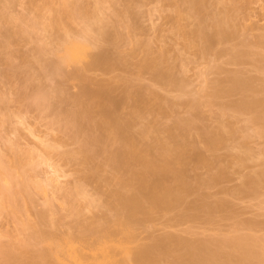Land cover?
<instances>
[{"label":"rangeland","instance_id":"rangeland-1","mask_svg":"<svg viewBox=\"0 0 264 264\" xmlns=\"http://www.w3.org/2000/svg\"><path fill=\"white\" fill-rule=\"evenodd\" d=\"M61 1L62 0H0V95H6L4 98L10 99L9 101L8 99L4 100V98L0 96V159L2 157V160H4L1 164L4 168L7 167V171L12 169L9 173L12 175L13 172L12 180H14V185H19L20 187L25 186L22 188L24 191L22 198L25 199L20 197V200L27 204V208L24 207L26 210L22 207L25 203H20L22 204L21 206L20 204L18 205L24 212L26 211V213L22 210L20 213L21 217H19V213V216L15 217L17 219L12 217V215L10 216L9 213L5 214L4 210L3 214L5 215L0 216V231L8 232L12 234V237L13 234H16L17 236L19 235L20 238L28 239L30 237L28 234L30 231L28 232V230H25L28 233L25 234L22 232V236V233L20 235L21 231L19 232V227L22 225L23 229L24 225H20V221L29 217L25 222H29L31 219V225L29 224L30 222H27V224L30 226H32V224L36 226L35 224H37L41 227L42 223L44 226L42 227L45 228L47 234L51 232L50 234L52 236L57 233V236L53 235V237L56 236L57 238L58 235L61 236L62 234L67 235L71 231L74 233L72 234L71 232L72 236L79 237L78 234L86 230L82 228L83 231L80 232L79 230H81V227L85 225L96 227L97 224L94 225V223H99L98 220L100 217H110L112 213H114L110 210L109 203L112 200L111 193L115 191L116 185L111 182L113 173L108 167L109 165L107 166L108 163L106 162V166L104 164L106 159L103 157L100 158V155H96L92 161L85 162V158L83 159V154L80 150L82 148V142L80 143V141H82L80 132L78 134L74 127V131H72L70 127L71 124H69L71 123V119L76 118L75 112H73L75 107L73 106V102H71L73 99H70L81 93L79 92L81 89L80 85H83L81 84L83 81H80L79 73L81 69L84 72L85 70L83 68L86 67V73H84L88 76L87 79L91 78L93 82H95V85L97 84L96 87L100 85L103 89L105 88L111 91V95L114 99H117V101L121 100L130 87L132 90L139 91L142 97L140 103L124 104L117 109V112H120L118 114L124 117H127L131 112H138V128L136 127L135 133H138L139 127H146L151 131H160V133L158 132L160 137L164 139L168 138L169 130L173 128L176 121L182 120L185 122L193 116L191 105L196 101L197 103L198 101L202 103L199 109L200 114L196 115L195 113L194 116L200 118V120L195 118L198 121L197 125L199 128L208 126L206 128L208 129L211 126L210 128L215 129L223 125L225 121L231 125V131L232 129L237 131V133L234 134L235 136L230 133L229 135L233 137L231 136L232 138H230L229 136L230 139L227 138L229 140L226 142V145L214 152L210 151L205 143L197 137L198 134L195 135L196 132L194 133V131L198 126L192 125L193 127L197 126L195 129L188 126L187 133L189 137H196V141L198 142L195 153L198 151L197 153L208 158L211 163L216 162V164H211V167H202L197 165L196 162L190 163L187 175L188 182L193 185L196 180V183L199 182V178L203 180L201 181L199 179L202 183L200 185L201 188L193 185L198 188L194 189L197 191H192L186 196V202H184L185 204H183L180 209L181 211H185L184 209H188L190 205L203 202L210 204V206L213 205L211 208H215L218 202L221 203V206L213 209L210 213H200L197 218L184 220L177 216V211L169 215L155 214L145 223L137 225L136 231L139 239L137 243H139V241L142 243L146 242L144 244L148 242L151 243L156 237L158 238L169 233L175 236L177 235V237L186 238L188 241L191 240L192 243L196 242V240H203V238L220 241V239H224L225 237L241 234L255 237L254 240L252 239V242L254 243V241H256L255 246L257 250L264 254V188H260L257 194L247 193L242 192V185L244 184L241 185V183L246 182L247 176L252 177L251 174H255V172L259 174L262 168H264V136L257 134L256 131L258 127L255 122L251 121L253 118L252 114L249 112L248 114L246 112V114H237V112L234 113V108L233 112L231 110L232 107H227V105L229 106V104H234L236 101L243 99H239L241 97L240 94L243 93L237 94L231 92L232 94L230 95L223 94V96L219 95L218 97L211 96L212 94L214 95L215 87L217 92L220 91L219 85L214 87L218 82L222 84V82L228 81L227 83L225 82L226 85L231 83L229 80L232 74H236V76H241L242 74L245 77H241L250 78L251 82L254 81L252 83L256 85L252 84L253 86L257 87L258 85L257 88L264 89V0H204L206 4L204 20H207V23L212 21L211 17L223 18L226 16L230 19L231 22L229 24L234 29L232 37L230 36V38L226 40H217L206 50L202 49V44L194 41L191 36L192 31L198 27L200 19L194 16L188 9V6L180 0H82V2H80L81 5H79L81 8L78 9L77 6L76 9L81 10L87 7L86 10L85 8L84 10L87 11L89 9L87 14H93L94 17L91 16L92 22L88 19L91 23L96 21L94 15H98V11L96 14L94 7L96 9V7H98V1H100V17L106 25L105 29L109 36L116 40L115 43L98 41L95 34H93L92 42L95 51H93L92 57L97 54H108V56L114 59L120 57L125 58L126 63L115 64L112 65L111 68H101L90 64L93 59L90 61V59L87 58L85 63L84 61L79 63L83 68L80 65L78 66V63L69 64L67 66L63 65V73L65 72L64 75L69 74V78H65L64 76V78H62L61 75L58 76L60 72L56 75V73H53L47 66L50 62H59L61 58H58V52V54L54 56L55 50H51L56 48V41L60 35H62L59 38L61 41L64 36L63 32L61 34V30L56 28L53 30V36L48 34L50 37H48L45 32V27L49 19L58 14L60 10L63 11V13L65 12L66 8L64 10V6H62L64 2L62 4ZM73 2L78 3L76 0ZM47 4H51V7ZM47 6L52 10L50 9L51 11H49ZM185 9H187V11ZM179 11H181L182 15H180ZM84 12L83 14H85ZM60 13L63 16L62 12ZM26 20H29V22ZM81 21L82 20H79L77 21L78 23H73V27L76 26L75 28L70 24L71 30L68 25L69 22L64 19V24L66 27H69V32H73L71 35L68 34L72 39L81 38L80 33L84 27V23ZM20 24L24 25L21 26ZM209 25H211V23ZM22 27L23 29H21ZM212 30L215 29L212 27ZM22 32L25 34H22ZM44 39L45 41L41 42V40ZM59 40L57 43H60ZM54 41L55 44L52 43ZM39 44H41V48L38 47ZM235 51H238L235 53V55L239 57L237 61L233 60L235 56L233 52ZM35 54H39L42 57L38 55V58ZM34 55L38 60L33 58ZM92 57L90 56V58ZM37 61L40 63L38 64ZM149 61L156 62L161 69L163 68V71H169L179 78L181 81L180 87L173 86L166 80H156L154 70L146 67V62ZM40 64L41 66L37 67V65ZM41 67L43 68L41 69ZM24 70L26 71L24 72ZM74 74H77L75 78L73 76ZM81 75L83 76L84 74L81 73ZM77 76H79V81L76 78ZM57 77L62 79L60 80ZM73 78L76 80H73ZM93 82H91L92 85L90 84L91 87L94 85ZM215 82L216 84H214ZM96 87L93 88L97 89ZM225 87L228 89V86ZM52 89L53 91H51ZM56 92H58V94H55ZM59 92L63 95L61 94V96ZM252 93V91H248L244 93L245 95L242 97H244V99L254 100L255 98L252 96ZM44 95H51L54 97L44 98ZM55 95L59 96L55 97ZM263 95L264 93H258L255 97L257 96L256 99L258 97L264 98ZM210 97H213L211 102H209ZM221 111H223V113L224 111L226 112L224 115L220 116ZM220 120H223V123L220 122L222 124L217 125ZM74 121H76V119ZM249 121L251 122L249 123ZM85 123L84 121L80 125L83 131L87 129L88 126L86 125L87 123ZM73 125H75V123ZM192 129L193 131H191ZM97 149L96 146L91 147V151ZM251 151V156L254 157L253 155H255V157L252 160H247V158L244 159L245 155ZM236 156H239L238 158L240 159V156H242V159L246 162L242 160L244 163L241 164L239 162L240 159L236 160ZM249 156L250 155L247 156L248 159L251 158ZM212 157L218 159L214 162ZM216 165L217 168H215ZM220 166L226 169L225 176H219L220 174H217ZM213 173L216 174V176L214 174V178H216L217 181L209 176L212 175L213 177ZM244 176L247 178H244ZM44 178L45 180L49 179L51 181L56 178H58V180L56 179L55 183H53V181L49 183V180L44 181ZM31 181L32 184H28V182ZM39 181L40 184L41 181L44 182L42 186H40V184L38 185ZM1 184L0 185L3 186V183ZM45 184L50 187H47ZM26 185L30 186L27 188ZM33 185L36 186V188H34ZM82 185L84 186L82 187V192L85 190L84 192H86V195L83 197V192V198H79L85 200L87 197H90L87 198V201L88 199L96 198V201L94 199H91V201H95L97 207L94 206L95 202L94 205H89V201V204L83 201V203L87 204H82L81 202L80 204H82V206L79 204L80 206L77 205L76 207L79 201L77 203L76 201L78 198L75 200V197H78V193L79 196H81L80 192ZM17 187L15 186L13 188L15 189ZM40 187H43L42 191ZM240 187L242 188L241 190H239ZM19 189L21 190V188ZM40 191L46 193L44 194ZM20 192L19 194L22 195V192ZM26 192L27 194H25ZM28 193L31 198L28 197ZM69 195H71L74 200ZM25 196H27L28 199L30 198L29 200H31V202ZM16 198L19 197L17 196ZM15 201L16 199H14V203ZM222 202L224 203L223 206ZM98 203H101L99 207ZM89 206H92V208H89ZM80 207L82 208L80 209ZM84 207H86V209ZM8 208L9 207H7L6 210ZM74 208L77 210L75 211ZM51 211L52 213L54 212V214L48 213ZM81 211L84 215H82ZM74 212L81 214V217L78 215V218L77 214ZM38 213H42V217H39L40 215L37 216ZM44 215L47 216V219L50 217V223L55 221L56 223H54L58 225L55 226L56 229L53 228L55 229L54 233L52 232V228L51 231L48 232V230H50H47V227H50L49 221L47 219H41ZM55 215H57V220ZM52 216L54 219L51 218ZM113 216L112 218L115 220V216ZM37 218L41 219V222H39L40 220L38 221ZM101 219L98 225L101 224ZM43 220L44 222H42ZM105 220L108 219L105 218ZM105 220H102V224ZM87 221L91 222L88 223ZM109 221L110 219L108 222ZM38 222L40 224H38ZM45 222L48 223V226ZM83 222H85L84 225ZM60 223L62 225H60ZM65 223L67 225L74 224L75 229L72 228L73 225L72 227L70 225L67 227ZM90 223H93V226ZM79 225L80 227H77ZM87 226L84 228H87ZM101 226L102 225L96 227L97 230L98 228L100 229ZM69 227H71L72 230H70ZM24 228H26V226ZM26 229H28V226ZM57 229L60 232H58ZM45 230L42 229V231ZM77 231H79L78 234H76L78 236L75 235ZM1 234L2 233H0V235ZM71 234L68 235L71 236ZM5 235L7 237L8 234L6 233ZM8 236L11 237L10 235ZM27 239H25V241H27ZM1 240L4 241L2 242ZM5 240L8 239H0L1 244L3 243L4 245ZM9 240L12 241V239ZM15 242L17 243V240ZM12 243L14 242L12 241ZM43 245V248L49 249L48 246L50 245ZM40 246L38 249L41 248ZM13 264L16 263L13 262ZM233 264H235V262Z\"/></svg>","mask_w":264,"mask_h":264},{"label":"bare ground","instance_id":"bare-ground-1","mask_svg":"<svg viewBox=\"0 0 264 264\" xmlns=\"http://www.w3.org/2000/svg\"><path fill=\"white\" fill-rule=\"evenodd\" d=\"M69 1H71V0H69ZM69 1L68 0H64V1L62 0L61 1L62 4L64 2V5H62V6H64L63 7L64 10L66 8L64 13H63V11L60 10V12H62L64 17L59 12L60 15L58 13V14L52 16L49 19V21L47 22L46 27H45L46 28L45 32H46L47 36H48V34L53 36L54 35L53 30H55L56 28L61 30V34L63 32V35H64L63 38L61 39V41L59 40V38L62 35H60L57 38L60 41V43H57L58 42V40H57L56 41V44H57L56 48L54 49L52 46L53 50H51V51L55 50L54 52L56 54L54 52H52V53H54V56L59 53V57L58 56H56V57H58V58L61 57V58L59 59V62H57V63H51L50 62L49 64H47L48 68L51 69L53 73H56V75H57V73L60 72V74H58V76L61 75L62 78H64V77L69 78L70 77V76H68L69 74L64 75L65 72L63 73V71H64L63 65L67 66L69 64L72 65V64L78 63V66H79L80 65L79 63H81L83 61L85 63V61H87L86 60L87 58H89L90 61H91V59H93V61L90 62V64L97 66V67H101V68H111V66L115 65V64H125L126 63L125 58L120 57V58L114 59L111 56H108V54L107 55H100V54L96 55L95 54L96 56L92 57V53H93V51H95L94 50L95 49L94 44L92 42V35L93 34H95L96 39L98 41H105L108 43H115L116 42V40L114 38H112L111 36H109V34L107 33V31L105 29L106 25L104 24L103 19L100 17V13H101L100 1H98V7H96V9L94 7L96 14L98 11V15H94L95 20H96L94 23H91L93 21L92 20L93 14L92 15L87 14L88 13L87 11L89 9L87 11H85L87 7L85 8L84 6H82L85 8V10H84V8H82L83 10L82 9L81 10L76 9L77 6H78V9L81 8V7H79V5H81L80 2H82V0L81 1L76 0L80 4H78L77 2H76L77 4L74 3L73 2L74 0H72L71 2H69ZM180 1L183 2L184 4H186L188 6V9L190 10V12L194 16H196L198 19H200L198 27L194 31H192L191 36H192L194 41H197L200 44H202L201 45V48L203 47L202 49H204V50L208 49L217 40H226V39L230 38V36L231 37L233 36V34H234L233 30L234 29L229 24L231 21L228 17H226V16L223 18L222 17H214V18L211 17L212 21L208 22V23L206 22L207 20H204L205 19L204 13L206 11V4H205L204 0H201V1L200 0H198V1L197 0H180ZM51 4H49L50 7H51ZM50 9L51 8H49V11L52 10V9L51 10ZM185 10L187 11V9H185ZM83 12L85 14H83ZM179 13H180V15H182L181 11H179ZM64 19H66L69 22L68 25L70 26V28H71L70 24H72V27H73V23L74 24L78 23L77 21H79V20L83 21L84 27L81 30V33H80L81 38L80 39H72L71 37H69L68 34L71 35V33H73V32H71V33L69 32V27L68 26L66 27V25L64 24ZM88 19L91 22L88 21ZM19 20H20V18H19ZM26 21L29 22V20H26ZM210 23H211V25H209ZM22 25H24V24H22ZM80 25H78V26H80ZM75 27H73V28H75ZM212 27L215 30H212ZM21 29H23V27ZM210 29L212 30V32H215V33H212ZM71 30H72V28H71ZM47 31H48V33H47ZM14 33H15V31H14ZM22 34H25V33L22 32ZM46 35H45V37H46ZM31 37H32V35H31ZM48 37H50V36H48ZM79 37H80V35H79ZM10 41H11V39H10ZM43 41H45V39L41 40V42H43ZM52 43L55 44V41ZM58 44H59V46H58ZM42 45H44V44H42ZM38 47L41 48V44H39ZM43 48H45V47H43ZM42 52H43V50H42ZM237 52L238 51H235V52H233V54L235 55V53H237ZM35 55L33 58H35ZM38 55H36V56H38ZM39 56H41V55H39ZM39 56H38V58H39ZM90 56L92 58H90ZM38 58L36 57L35 59L38 60ZM238 59H239V57L237 55H235L233 58L234 61H237ZM37 62H38V64L40 63L39 61H37ZM84 63H82V64H84ZM39 66H41V64L37 65V67H39ZM80 66H82V65H80ZM89 67H90V65H89ZM146 67L151 69V70H154L156 80H158V81L166 80V81H168L169 84L176 86V87H180L181 81L179 80V78H177L173 73H171L169 71H166V70L163 71V68L161 69L159 64H157L156 62H153V61L146 62ZM42 68L43 67H41V69ZM82 68H83V66H82ZM85 68H83V69L86 71ZM25 71L26 70H24V72ZM84 72L81 69V72L79 73L80 81L81 80L83 81L82 83L80 82L83 85L79 84L81 87L79 92H81V93L80 94L78 93L79 95H77V96L75 95L76 97L73 96L74 98L70 99V100L73 99L71 102H73V104H74L73 106L75 107V110L73 112H75V117H76L73 119L74 120L76 119V121L71 119L73 122L70 120L71 123H69V124H71L70 127L72 128V131H74V129H75L78 134L80 132V136H81V140H82V141H80V143L82 142L81 143L82 148L80 146L81 149L80 148L79 149L81 150V153L83 154V159L85 158V162L92 161L96 155H100V158L103 157L104 159H106V161L103 159L105 161L104 164L106 166V164L108 163L107 166L109 165L108 167L110 168V170L113 173V177L111 179V182L114 185H116V189L118 188L117 190L115 189V191H113L111 193L112 200L109 203V205H110L109 208L114 213L111 212L112 213V215L110 216L111 218L109 216H105L103 218L98 217L99 220L102 218L100 225L103 226V227L101 226L102 228L100 227V229L98 228V230L96 227L100 226V225H98L100 223L99 220H98L99 223H94V225L97 224L96 227L92 225L93 223H90L93 227H91L90 225H88V226L85 225L84 227L87 226V228L81 227V230L78 229L80 232H82L83 229H86L83 233L78 234L79 231H77V233H75V235L78 234L79 237L72 236V234H74V233L71 231L72 234H71V232L68 233V234H71V236H69L67 234L69 236L68 237L67 235L62 234L63 237H62V235L61 236L58 235L59 238L58 237L56 238L57 233L53 234V235H56L55 237H53V235L51 236V234H50L51 232L47 234V231L45 230V228H43L44 226L42 225V223H41V227H39L35 223L34 224L38 227L34 226L33 224H32V226H30L31 225V221H30L31 219L29 220L30 223L28 221L25 222V220H28V218H29V217H26L27 219L24 218L23 219L24 221L23 220L20 221V225L23 224L24 227L26 226V228L28 226V229L23 227V229H24L23 230L22 225H21L19 227L20 228L19 232L21 231L20 232V235H21L22 232L26 234L30 231L28 233L30 236L28 239L27 238L23 239L22 237L20 238V236L18 235L19 236L18 237L16 234H13V237H14L13 238L11 236L12 234H9L6 231L5 232L2 230L0 231V233H2L0 235V237L3 235L0 239H2V238L8 239V240H5L4 245H3V243L1 244V242H0V259L3 261L2 262L0 260V263L1 264L2 263L3 264H13V262H14L16 264H49V263L52 264L55 261L56 263L54 262L53 264H233L234 262H235V264H264V256H263L264 254H262L261 252H259V250H257V248L255 246L256 241H254V243L252 242V239L254 240L255 237L247 236V235H241V234H237V235H234L232 237H225L224 239H220V241H218V240L214 241L212 239H204L203 238V240H199V241L196 240V242L192 243L191 240L188 241V239H186V238H183L180 236L177 237V235L175 236L174 234L169 233V234H165L163 236H160L158 238L156 237L155 239H153V241L151 243L148 242L147 244H144L146 242L142 243L140 241H139V243H141V244L137 243V241L139 240L138 239V233L136 231V229L138 227L137 225H139V224L141 225L142 223H145L146 221L151 219L153 217V215H155V214L169 215V214L177 211L176 212L177 216L180 219L184 220V219L197 218L200 213H203V212L210 213L213 211V209L221 206V203L218 202V203H216L215 208H211V207H213V205L210 206V204L203 202V203H194V204L190 205L188 209H184L185 211H183V210L181 211V209H180V208H182L181 206L183 204H185L184 202H186V200H185L186 196L188 194H190L192 191L193 192L197 191V190L195 191L194 189L201 188L200 185L202 184L201 181L203 180V179L201 180L199 178L201 181L198 179L199 182L196 183L197 182V180H196L195 184H193V185L197 186L198 188L193 186L191 183L188 182L187 175H188V171H189L188 166L190 165V163L196 162V164L199 166L208 167L211 164H216L215 161L218 159V158L217 159L214 158L215 156L212 157V160L215 163H213V162L211 163L208 158H205L201 154L197 153L198 151L195 153L196 145L198 142L196 141V137H194L195 139L193 137H189V135L187 133L188 126L190 128H194V129L198 126L197 120L198 119L200 120V118L198 116H196V117H194V116H195V113H196V115L200 114L199 109H200V106H202L201 105L202 103L200 101H198V103H197V101H196V102H194V104L191 105L193 116L188 119L189 121L186 120L184 122L182 120H178V121H176V123H174L173 128L171 130H169V133H168L169 136H167L169 139L168 138L164 139V138L160 137L159 136L160 131H156V130L151 131L150 129H148L146 127H139V129H138L139 131L137 130L138 133L137 132L135 133L136 129L138 128V124H137L138 123L137 119L139 116L138 112H136V113L131 112L127 117H124V116H121L118 114L120 112H117L118 111L117 109H119L118 107H122L121 105H124V104L128 105L131 103H134V104L140 103L142 101V97H141L139 91L134 90V89L132 90V88L130 87L125 92V94L123 95L121 100L117 101V99H114V97L111 95L112 94L111 91L106 90L105 88L103 89L102 86L100 87V85H98L96 87L97 84L95 85V82H93V80L91 78L87 79L88 76L85 75L86 72L85 73ZM81 73H83L84 74L83 76H86V77H83L81 75ZM0 74H1V72H0ZM3 75H4V73H3ZM76 75L77 74L73 75L74 78ZM79 76L76 77L78 81H79V79H78ZM241 76H244V75L241 74ZM241 76L240 75L236 76V74L230 75L231 79L229 81H231V83H228V85L225 84V82L227 83L228 81L222 82V84L224 83L223 85L220 82H218V84H216V82H215L214 84H216V85H214V87L219 85L220 91L217 92L216 87H215L214 88V90H215L214 95L212 94L211 96L218 97L219 95L223 96V94L230 95V94H232L231 92H234L237 94L243 93V94H240L241 97L239 98V99H241V98H243V99L238 100L239 102L236 101V103H234V104L231 103V104H229V106L227 105V107L228 108L232 107L231 110L233 112L235 110L234 113L237 112V114H241V113L242 114H246V113L248 114V112L250 114H252L253 118L251 119V121L255 122L257 127H258L257 131H256L257 134L264 136V98L258 97L256 99L257 96L255 97V95H258V93H264V89L257 88L258 85H257V87L253 86V85H256L255 83H252L254 81L251 82L250 78H244L245 76L244 77H241ZM57 78L60 79L59 77H57ZM74 78H73V80H76ZM228 79H226V80H228ZM91 82L94 83L93 87L94 88L96 87L97 89H94L93 87L90 86ZM225 86H228V89ZM221 87H223V88H221ZM57 88H60V87H57ZM51 91H53V89ZM134 91H136V92H134ZM248 91L253 92L252 96H254V98H255L254 100H252V99L248 100V99H244V97H242L243 95H245L244 93H246ZM227 93H229V94H227ZM55 94H58V92H56ZM59 94H60V92H59ZM58 96L59 95H55V97H58ZM1 97L4 98V97H6V95L5 96L2 95ZM48 97H54V96L50 95V96H45L44 98H48ZM213 97L212 98L210 97L209 102L212 101ZM5 99H8V98H4V100ZM9 100L10 99H8V101ZM2 102H3V99H2ZM233 108H234V110H233ZM225 110H226V107H225ZM193 112H194V114H193ZM225 112L226 111H224V113H223V111H221L220 116L224 115ZM192 118H194V119H192ZM84 121L87 123V124L86 123L85 124L88 126H87V129H85L83 131V130H81L80 125ZM195 121H196V123H195ZM222 121L223 120H220L217 125L222 124L223 123ZM251 121H249V123ZM220 122H222V123H220ZM74 123H75V125H73ZM192 125L193 126L197 125V126L193 127ZM73 127H74V129H73ZM202 127L204 129L201 127L199 128V126H198V128L195 129L194 133L196 132L195 135L198 134L197 137L199 139H201V141L203 143H205V145L208 147V149L210 151H214V152L216 150L220 149L221 147L225 146L226 142H228V140L230 138H232L233 136H235L234 134L237 133V131L235 129H232V131H233L232 132L231 128H230L231 125H229V123H226L225 121H224L223 125H220V127H217L215 129L210 128L211 126L208 129H206L208 126L207 127L202 126ZM251 128H253V127H251ZM196 130H198V131H196ZM255 130H256V128H255ZM191 131H193V129ZM197 132H199V133H197ZM230 133H232V135H233V136L231 135L232 137L229 135ZM229 136H230V138H229ZM245 136H247V135H245ZM227 138H229V139H227ZM93 146H96L98 149L91 151V147H93ZM79 149H78V151H79ZM246 149H247V147H246ZM244 153H246V152H244ZM251 153H252V151L248 152L247 155L243 154V155H245L244 159L247 158V160H250V159L252 160L255 157V155H253L254 157H252ZM102 155H105L106 157L102 156ZM248 155H250L249 157H251V158L248 159V157H247ZM238 157L236 156V160L240 159ZM240 157H241V159L239 162L242 164V163H244L243 161H245V160L242 159V156H240ZM0 160H1L0 161V182L3 183V186H1L2 184L0 183L1 184L0 185V216H4L6 213H9L10 216L12 215V217L15 218V217H18L19 216L18 213L20 214L21 211L23 210L18 205L20 203H25V202H22L20 200V197L22 198L23 194H24V191L22 190V188L25 186L20 187L19 185H14V182H13L14 180H12L13 172H12V175L9 173V171L12 169L7 171L6 170L7 167L4 168L1 164V162L3 163V161H4V160H2V157ZM219 160H220V158H219ZM218 166H219V163H218ZM210 167H209V169H210ZM213 167H214V165H213ZM215 168H217V165ZM33 171H34V169H33ZM225 172H226V169L224 167L220 166L219 172L217 171V174L219 173L220 174L219 176H225ZM214 174L215 173H213V177H212V175H209V176H211L212 179L216 180V178H214L216 176V174H215V176H214ZM253 174H251L252 177L247 176L248 178L246 176H244V178L245 177L247 178L246 182L241 183V185L244 184V185H242L243 189L240 187L239 190L242 189V192L256 193L257 194V191L260 188L261 189H262V187L264 188V168H262V170L260 171L259 174H258V172H257V174L255 172L254 175H256V176H254ZM56 179L58 180V178H56ZM56 179L52 180L53 183H55ZM43 180L46 181L47 179L45 180V178H44ZM52 181L49 180V183ZM15 183H16V179H15ZM17 183H18V181H17ZM29 183L32 184V181L28 182V184ZM43 183L44 182L41 181V184H40V181H39L38 185L40 184V186H42ZM214 183H215V181H214ZM11 184L14 186H12ZM211 185H212V183H211ZM15 186L16 187L18 186L19 188H21V190L18 187L14 189L13 187H15ZM26 186L28 188L30 185L29 186L26 185ZM33 186H31V187H33ZM47 187H50V186H47ZM82 187H84V186L83 185L81 186V192H80L81 196H79V193H78V197H75L77 195V193L74 196L75 200H77V198H78V200L76 202L78 203V201H79L78 204H76V202H75L76 207H77V205L82 206V204H87V203L89 204V202H90L89 205H92V204L94 205L96 198H91L92 200L93 199L95 200L94 202L91 201V199H88V201H89L88 202L87 198H90V197H87V196H86L87 197L86 199L84 198L85 200H83V199L81 200V198H83L86 195V192H84L85 190L83 191L84 193L82 192V189H83ZM34 188H36V186H34ZM40 188H41L40 190L42 191L43 187H40ZM57 188H59V187H57ZM19 192L22 195H20ZM40 192H38V193H40ZM64 192H66V191H64ZM41 193L45 194L46 192H41ZM70 193H71V191H70ZM258 193H259V191H258ZM25 194H27V192ZM82 195H83V197H82ZM17 196L19 198H16ZM69 196H71V195H69ZM25 197L27 198V196H25ZM28 197L31 198L30 194ZM79 197H81V198H79ZM14 199H16L15 203H14ZM22 199H25V198H22ZM68 200L70 201L69 198H68ZM73 200H74V198H73ZM17 201H20V202H17ZM29 201L31 202V200H29ZM83 201L87 202V203H83ZM81 202H82V204H80ZM101 203H102V201H101ZM101 203H98V207L101 205ZM223 204L224 203L222 202V206H223ZM21 205L22 204H20V206ZM26 205L27 204L25 203L22 205V207L24 208V207H26ZM85 206H87V205H85ZM94 206L97 207L96 202H95ZM7 207H9V208L6 210ZM70 207H71V205H70ZM74 207H75V205H74ZM90 207L92 208V206H89V208ZM81 208L82 207H80V209ZM84 208L86 209V207H84ZM89 208H87V209H89ZM9 209H11V210H9ZM4 210H5V214H3ZM24 210H26V209L24 208ZM24 210H23V212H24ZM76 210L77 209H75V211ZM10 211H11V214H10ZM86 211H88V210H86ZM79 212H80V210H79ZM24 213H26V211ZM24 213H22V214H24ZM48 213L54 214V212L52 213V211L48 212ZM74 213H76V212H74ZM51 214H49V215H51ZM76 214H77V217H78V215L79 216L81 215L78 212ZM41 215H42V213L41 214L38 213L37 216L42 217ZM82 215H84L83 212H82ZM56 216L57 215H55V217ZM112 216L114 217L115 220H113ZM19 217H21V214ZM22 217H23V215H22ZM59 217H58V219H59ZM49 218L47 219V216L44 215L43 218H41V219H47L49 221L50 227H47L48 223L45 222L47 225L46 226L47 230L50 229V230H48V232H49V231H51V228H52V230H53L52 232L54 233V230L56 229L55 226H58V225L55 224L56 223L55 221H54L55 223L54 222L50 223ZM51 218L54 219L53 216ZM105 218H107L108 220L110 219V221L108 222V220H105ZM15 219H17V218H15ZM20 219H22V218H20ZM41 219L37 218L38 221L40 220L39 222H41ZM56 220H57V217H56ZM102 220H105V222H103V224H102ZM23 222H25V223H23ZM27 222L30 225L27 224ZM39 222H38V224H40ZM42 222H44V220ZM89 222H91V221H89ZM51 224H52V226H51ZM84 224H85V222H83V225ZM60 225H62V224L60 223ZM69 225L71 227L73 225L72 228L75 229L74 224H72V225L69 224ZM69 225L66 224L67 227ZM81 225H82V223H81ZM71 227H69L70 230H72ZM77 227H80V225ZM31 228H32V230H31ZM38 228H40V229H38ZM41 228L44 229L46 232L42 231ZM53 228H55V229H53ZM25 230H28V232ZM57 231L60 232L58 229H57ZM68 231H69V229H68ZM75 232H76V230H75ZM3 233H5V234L7 233L11 237H9L7 235V237H8L7 238L6 235ZM23 233H22V236H23ZM17 234H18V232H17ZM78 235H76V236H78ZM24 236L26 237L27 235H24ZM16 237L19 239H17ZM9 239H12V241L14 243H12V241ZM25 239H27V241H25ZM16 240H17V243L15 242ZM151 240H152V238H151ZM221 240H223V241H221ZM1 241L3 242L4 240H1ZM44 242H46V243H44ZM43 244L44 245L46 244V246L50 245V246H48L49 249L43 248L42 247ZM37 245H38V247L41 245L40 246L41 248L38 249ZM35 247H37V248H35ZM51 261H52V263H51Z\"/></svg>","mask_w":264,"mask_h":264}]
</instances>
